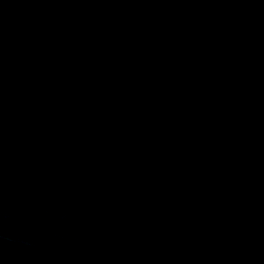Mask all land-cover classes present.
Wrapping results in <instances>:
<instances>
[{
	"label": "water",
	"instance_id": "95a60500",
	"mask_svg": "<svg viewBox=\"0 0 264 264\" xmlns=\"http://www.w3.org/2000/svg\"><path fill=\"white\" fill-rule=\"evenodd\" d=\"M0 264H264V0H0Z\"/></svg>",
	"mask_w": 264,
	"mask_h": 264
}]
</instances>
